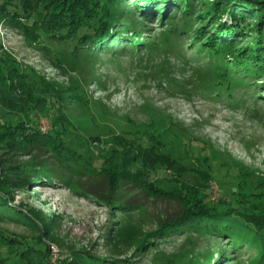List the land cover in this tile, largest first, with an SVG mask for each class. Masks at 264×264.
<instances>
[{
    "label": "rangeland",
    "instance_id": "obj_1",
    "mask_svg": "<svg viewBox=\"0 0 264 264\" xmlns=\"http://www.w3.org/2000/svg\"><path fill=\"white\" fill-rule=\"evenodd\" d=\"M20 1L0 0V6H13ZM22 1L26 6L35 2ZM164 23L155 16L146 21L143 35L152 34L151 39L156 43L151 50L93 56L62 53L63 59L58 60L55 54L58 49H64L61 45L47 47L36 43L18 26L0 18V63L15 65L31 77L40 78L45 87L53 90L42 92L43 96L54 104L33 98L25 84L10 90L3 81L0 82V101H6L9 107L26 99L36 109L46 108L50 116H39L37 127L41 131L52 127V119L68 121L65 132H76L80 145L79 140L84 139L83 153L91 151L92 156L100 154L109 158L108 162L125 163L132 176H116L112 183L107 180L108 175H100L95 167L88 165L75 167L69 174L59 170V162L45 151L18 152L0 146V164L32 162L43 165L51 177L57 173L62 178L54 177L50 181L42 178L14 194V203L21 204V208L41 209L56 221L55 234L59 242L45 243L50 264H60L69 250L80 251L86 259L90 258L83 251L93 257L114 259L107 255L103 237L110 227L116 226L114 221L127 216L145 231H154L166 220L176 217L185 204L182 196L167 185L168 177H173L169 174L172 169L178 171V186L205 191L214 202L229 199L224 192L226 186L237 191L255 183L264 189V85L253 84L261 78H245L241 83L233 74H222L221 69L232 59L219 64L221 69L216 67L215 63L220 60L190 50L194 44L188 46L189 34L182 36L184 41L180 47L171 49L174 41L164 39L161 34ZM197 25L194 19L192 30ZM247 40L250 39H238V46L245 45ZM16 79L21 81L20 77ZM64 94L66 98L62 101L59 95ZM122 132L136 135L141 144L138 152H143L142 147L147 146V153L154 158L159 155L152 147L168 154L172 159L171 167L164 169L157 165L153 179L145 177V181L139 182L136 177L144 174L131 165L132 160H124V145L126 149L133 145L119 135ZM148 138L154 140V145L145 143ZM114 141H121L119 149ZM206 165L207 173L198 170ZM240 166L241 175L246 178L245 186L239 178ZM146 167L153 171L150 164ZM145 182H151L154 189L147 191L142 186ZM85 189L91 192L85 194ZM239 199L243 209L264 214L263 191L241 194ZM233 231L237 233L236 229ZM38 235L36 229L21 221L1 219L0 257L9 246V237L17 246L27 243L45 251V246L38 242ZM234 242L187 227L154 238L141 255L130 250L119 258L129 257L131 264L260 262V253L255 247L245 248L244 243L237 246ZM220 249H225L227 256L220 257L217 253ZM236 249H240L237 254ZM32 255L36 259L42 253L33 250ZM16 260L17 264H25ZM105 264L116 263L108 260Z\"/></svg>",
    "mask_w": 264,
    "mask_h": 264
},
{
    "label": "trees",
    "instance_id": "obj_2",
    "mask_svg": "<svg viewBox=\"0 0 264 264\" xmlns=\"http://www.w3.org/2000/svg\"><path fill=\"white\" fill-rule=\"evenodd\" d=\"M196 6L200 7L195 9ZM176 10H179V13H175ZM154 16L160 23L165 21L161 34L164 39L174 41L170 45L171 49L180 47L184 41L182 36L189 34L187 44L188 46L194 44V48L190 50H195V53H207L211 58L220 60V63H215L216 67L221 69L219 64L227 58L232 59L230 63L224 64L222 74H233L240 82L245 78L258 76L257 78L261 79L253 84L256 87L264 85V0H133L132 3L129 0H35L30 6H26L21 0L19 4L13 6H0V18L18 26L27 38L47 47L61 45L64 49H58V53L55 54L58 60L63 59L62 53L93 56L105 52L113 54L133 53L148 48L151 50L156 43L151 39L152 34L143 35V32L147 27L146 21ZM193 18L198 23L194 30L191 28ZM242 38L250 40H247L245 45L238 46L237 40ZM19 77L21 81L16 79ZM2 81L10 90L25 84L33 98L45 99L54 104L53 100L42 94L44 91L53 90L45 87L40 78L31 77L15 65L0 63V82ZM59 96L62 101L66 98L65 94ZM5 102L0 101V146L14 148L18 152L45 151L59 162V170L69 174L75 167L84 168L88 165L95 167L98 174L108 175L107 180H111L112 183L116 176L132 177L125 163L118 165L108 162L109 158L100 154L92 156L91 151L83 153L81 148L84 146V139L79 140L82 143L80 145L77 143L79 136L76 132L75 134L65 132V126L69 125L68 121L52 119V127L46 132L41 131L37 127L39 116H50L46 108L36 109L32 104H28L29 101L26 99H20L9 107ZM47 108L49 109V106ZM119 135L133 145L127 149L124 145L123 154L125 161L132 160L131 165L144 174L136 177L139 182L145 181V177L153 179L158 170L157 165L164 169L171 167L172 159L169 155L156 150L155 147L151 150L158 154L159 158L147 153V146L142 147L143 152H138L141 144L133 132L131 134L122 132ZM150 135L154 136L152 133ZM153 141L148 138L145 143L154 145ZM114 142L119 149L121 141ZM146 164H150L153 171L147 168ZM198 170L207 173V165L205 168L200 166ZM242 171L243 168L240 166L239 178L245 186L246 178L241 175ZM169 174L173 177H168V187L177 191L185 204V208L176 217L166 220L154 231H145L128 216L114 221L113 224L116 226L110 227L103 237L107 255L114 259L93 257L87 251H83V254L90 258L86 259L80 251L69 250L64 253L60 264H105L108 260L116 264H131L132 260L129 257L123 259L119 257L130 250L141 255L151 246L154 238L187 227L191 230L200 229L214 236L226 237L235 241L237 246L244 243L245 248L249 245L255 247L260 253L258 264H264V214L243 209L239 205V195L264 192V189L258 188L255 183L240 187L237 191L225 185L224 192L229 199L214 202L211 195L205 191L178 186L177 170L172 169ZM54 177L62 179L57 173L51 177L43 165L32 162L0 164V220L7 218L31 226L39 232L38 242L45 246V251L41 247L36 249L27 243L17 246L9 237L7 239L9 246L0 257V264H10L11 260L13 264H17L16 258L25 264H50L51 258L46 251L48 247L45 243L59 242L55 234L56 221L49 218L41 209L21 208V204L14 203V194L17 190L27 188L30 182H39L42 178L50 181ZM146 182L142 186L147 191H152L154 186L151 182ZM83 192L88 194L91 191L85 189ZM261 203L264 206V199ZM234 229L237 233L233 231ZM19 242L21 243L16 241ZM33 250H38L42 256L33 259ZM238 251L240 249L234 250L236 254ZM226 252L225 249L217 251L220 257L227 256Z\"/></svg>",
    "mask_w": 264,
    "mask_h": 264
}]
</instances>
